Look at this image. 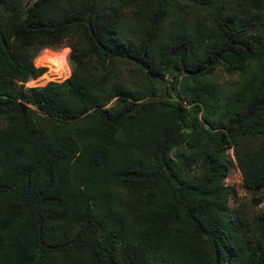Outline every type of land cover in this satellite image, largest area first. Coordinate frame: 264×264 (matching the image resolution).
Here are the masks:
<instances>
[{
  "label": "trees",
  "instance_id": "obj_1",
  "mask_svg": "<svg viewBox=\"0 0 264 264\" xmlns=\"http://www.w3.org/2000/svg\"><path fill=\"white\" fill-rule=\"evenodd\" d=\"M0 122V264H264V0H0Z\"/></svg>",
  "mask_w": 264,
  "mask_h": 264
},
{
  "label": "rangeland",
  "instance_id": "obj_2",
  "mask_svg": "<svg viewBox=\"0 0 264 264\" xmlns=\"http://www.w3.org/2000/svg\"><path fill=\"white\" fill-rule=\"evenodd\" d=\"M28 2V0H25ZM69 39H66L58 46L43 47L37 51L33 57V63L36 66L43 65L46 67L45 71L35 77L29 78L26 86L43 85L48 80H62L70 75L72 64L69 59L70 47L67 45ZM235 75H231L223 68H217L213 73V78L218 82H224ZM2 122H0V125ZM227 155L232 159V164L229 171L224 178L225 184L229 185L233 192L229 197L228 205L233 210H238L245 213L247 216H252L257 213H264V197L261 192L253 191L246 188L242 184L241 171L238 167L232 148L226 150ZM261 198L258 203H255L253 198Z\"/></svg>",
  "mask_w": 264,
  "mask_h": 264
},
{
  "label": "clouds",
  "instance_id": "obj_3",
  "mask_svg": "<svg viewBox=\"0 0 264 264\" xmlns=\"http://www.w3.org/2000/svg\"><path fill=\"white\" fill-rule=\"evenodd\" d=\"M68 52H69V54H70V49L69 50H67Z\"/></svg>",
  "mask_w": 264,
  "mask_h": 264
}]
</instances>
